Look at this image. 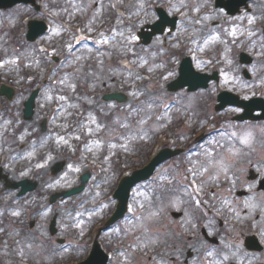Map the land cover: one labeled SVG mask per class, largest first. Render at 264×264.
<instances>
[{"label": "rangeland", "instance_id": "1", "mask_svg": "<svg viewBox=\"0 0 264 264\" xmlns=\"http://www.w3.org/2000/svg\"><path fill=\"white\" fill-rule=\"evenodd\" d=\"M209 2L210 0H201L197 6L190 8L191 10H200L203 6L209 5V8H203L205 16L201 25L208 32L206 34L207 42L203 45L204 50L207 45L218 40L220 33L216 35V32L221 27L222 30L229 32L230 38L234 37L235 39L237 33L232 35V32L239 28L236 20L239 21L246 15V13H242L238 17L231 18L225 10H217ZM102 3L101 0H89L87 9L74 10V12H77L78 15L82 12H89L93 17H98L99 4L102 6ZM46 10L49 9H44L42 14ZM206 13L208 14L206 15ZM40 17L41 15L38 18ZM46 17L48 16L46 15ZM49 20H53L55 23V17H51ZM251 21L254 23L253 19ZM19 22V19H14L12 12H9L6 18L0 14V77L17 90L10 96L5 94L0 97V165L4 166L3 172L9 177L6 181L4 180L5 175L3 173L0 175L3 177L0 178V255H3L1 260L4 261H0V264H12V262L20 258L25 259L30 255L37 259L40 258V254L43 253L41 242L44 237H47L52 243H56L58 237L65 238L64 250L67 252V257L73 252L74 245H82L88 239L83 227L93 218L104 216L108 205L101 202L118 181L113 159L121 153L119 150H127L128 154L133 152V142L136 139L135 131H141L139 138L146 139L147 134L149 133L151 136L152 130L157 125L156 123L150 125V120L153 121V119L151 113L148 112L143 115V118L136 119L137 122L134 125L125 124L127 121H125L124 111L134 108L142 111L147 109L148 111L150 107L148 101L157 99L161 101V107L169 112L163 117L158 111L153 116L154 120L161 117L162 123H166V120L168 123V120L178 118L177 115L173 118L178 109H172L170 103L171 95L176 92H170L167 89V80L176 77L175 72L165 69L162 71L164 74H160L161 70H157L151 61L154 58L151 52L135 49L136 42H138L137 29L135 30V28L138 25L140 27L142 21L134 22V24L118 21L113 25L109 34L99 32L97 35L98 41L108 51L103 55L95 53L92 55L93 53L90 51H83L75 59H67V62L57 61V58H62L59 54L65 50L67 43L70 44V40H61L60 27H55L53 23L50 33L40 37L33 45L27 46L28 49L19 48V45L14 48L8 46L3 32L8 27L18 25ZM86 27H89L85 28L86 32L92 29L91 26ZM251 31L252 36L255 32ZM194 32L192 29H187L189 42L192 41ZM196 32L202 31L196 30ZM251 38L253 39V36ZM84 47L87 46L82 45L80 48ZM221 54L218 55L216 61V66H218L216 69L221 74L219 89L227 88L244 97H249L256 91L261 93L260 91L264 88V73L253 69V78L243 81L241 78L242 64L235 61L230 52ZM43 55L47 60V66H44L42 62ZM148 56H151V59H148ZM260 56L264 55L260 53ZM96 59H100L101 70L89 71L86 68L87 62ZM256 61L258 62V60ZM159 65L163 66V64ZM143 68L148 71L144 72ZM198 68L205 72H212L209 64L203 59L198 60ZM25 71H30L37 77L41 75L39 85L43 91L37 100V111L35 110L36 112L30 119H25L22 115L23 103L31 90L27 84L32 79L25 77ZM143 74L150 76L146 77ZM86 83L88 86H83ZM102 85L104 88L116 89L114 91H121L125 94L126 99L123 102L124 109L121 115V125L127 129L124 133L116 129L107 134L106 128L97 122V113L94 109L99 107L103 101L101 97L93 96L91 91L100 89ZM16 87H21V90ZM199 95L202 96L201 93ZM57 99L63 104V111L57 113L55 118L51 119L50 128L46 132H42L40 124L43 120V112L50 109L52 103H55ZM4 102L5 108H2ZM103 103L108 108L117 110L116 104L118 103L113 101ZM235 111V108H229L226 112H220L214 120L219 119L221 122H227L230 126L234 121L228 117ZM78 115L85 116L86 119L79 118ZM192 117L191 120L186 119L188 123L186 131L198 127L197 137L193 136L186 140L188 137L185 135L178 141L183 144L194 143L197 139L202 141L204 151L200 154L203 155V158L208 159L206 165H211L212 173L226 176L228 167L224 166L235 164L237 159L243 157V154L234 152V149L229 150L231 147L228 148L230 145L228 135L224 134L217 140L216 137L213 138L212 132L218 123L213 122L211 125L204 123V120L199 121V117L194 114ZM77 121L80 124L74 130L73 124ZM143 124L146 125L145 128L142 126ZM22 125L24 129H21ZM52 126H54L53 129H51ZM149 127L151 130H148ZM239 129L238 138L246 141L244 144H240L243 148L246 145L251 146L262 135L260 134L262 129L259 130L258 127L248 122L239 123ZM83 132L89 136H87L86 148L82 153L84 159L79 161L76 159L77 153L72 154L73 143L76 139H82ZM102 133L104 134L102 135ZM9 137L12 144L8 142L4 145V141ZM208 142L215 146L207 145ZM156 143V149L163 145L160 140ZM51 145H54V148H51ZM223 145L225 146L222 147ZM261 148L264 150V141H262ZM188 149L190 150L186 158L192 160L197 153L192 150L194 147L189 146ZM238 165L235 167L236 177L241 180V175H248V171L246 167ZM170 167L172 164L160 166L158 173L160 180L166 179ZM86 172L89 174V179L85 183V188L83 190L79 188L78 190L81 191L77 192L75 196L56 200L55 206L52 207L49 201L51 194L61 193L73 186H79L81 184L80 176ZM100 173L101 175H99ZM24 178H31L39 184L34 186L32 192L18 197L19 189L14 185L19 184V181ZM6 182L9 184L8 188L5 187ZM151 189L149 184L137 187L134 203L137 205L138 214L151 210L149 201L152 199L148 198ZM72 203L76 204V208ZM35 205L37 206L35 213L24 214L25 210L29 207L34 208ZM167 209L165 206L156 209V212L150 216L149 229L141 225L143 223L138 222H135V226L131 225V228L149 232L155 228V220L168 215L169 210ZM24 215L26 220L30 221L32 231H34L31 236L25 231ZM54 216H57L59 232L56 235H51L49 224ZM156 225L155 229L161 231V225ZM75 230L80 231L76 237L71 234ZM141 231L129 235L127 232H122L120 225H117L107 229L103 236L116 253L119 250L117 254L122 258L124 264H138L135 262L133 254L123 249L121 241L125 240L130 244L136 237L146 238V235L140 236V234H145ZM85 250L84 247V249L74 251V257L69 261V264L85 257L87 254ZM37 263L41 264L38 260Z\"/></svg>", "mask_w": 264, "mask_h": 264}, {"label": "flooded vegetation", "instance_id": "2", "mask_svg": "<svg viewBox=\"0 0 264 264\" xmlns=\"http://www.w3.org/2000/svg\"><path fill=\"white\" fill-rule=\"evenodd\" d=\"M248 175H169L166 217L132 254L138 264H264V159L245 160ZM255 170V173H254ZM244 178V179H243ZM186 182L195 183L185 186ZM156 230L159 232L157 233Z\"/></svg>", "mask_w": 264, "mask_h": 264}, {"label": "water", "instance_id": "3", "mask_svg": "<svg viewBox=\"0 0 264 264\" xmlns=\"http://www.w3.org/2000/svg\"><path fill=\"white\" fill-rule=\"evenodd\" d=\"M34 97V96H33ZM33 97H32V99H33ZM29 104V103H28ZM160 154H163V153H160ZM165 157H167V154H163V156H158L150 165H148L146 168H144L143 170H140V171H138V172H136V174H135V176H138V177H136V179L137 180H139V179H142L143 177H147L148 175H150L151 174V172H152V170L154 169V167H155V165L157 164V163H159V161L160 160H162V159H164ZM141 175H143V177L141 176ZM134 178V176L133 177H131V179H133ZM136 179H134L133 181H135ZM128 185H127V183H125L124 184V186H123V188H122V190H121V193L123 192V191H125L126 193L123 195V196H121V194H120V197H121V199H122V201L123 202H125V200H126V198H127V191H128ZM70 193V192H69Z\"/></svg>", "mask_w": 264, "mask_h": 264}]
</instances>
